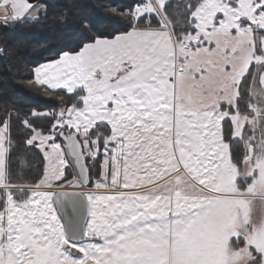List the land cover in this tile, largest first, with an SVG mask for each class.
I'll list each match as a JSON object with an SVG mask.
<instances>
[{"label":"snow or ice","instance_id":"6c2138e0","mask_svg":"<svg viewBox=\"0 0 264 264\" xmlns=\"http://www.w3.org/2000/svg\"><path fill=\"white\" fill-rule=\"evenodd\" d=\"M42 13L0 0L6 27ZM117 15L123 31L84 20L76 47L34 68L68 97L59 111L0 113V264H264V0ZM17 136L42 153L39 179L17 170Z\"/></svg>","mask_w":264,"mask_h":264},{"label":"trees","instance_id":"16d2710c","mask_svg":"<svg viewBox=\"0 0 264 264\" xmlns=\"http://www.w3.org/2000/svg\"><path fill=\"white\" fill-rule=\"evenodd\" d=\"M133 0H63L45 1L47 14L38 22L24 20L14 26H7L0 33V113L14 109L26 114L32 109L56 110L63 106V92H48L36 85L34 68L49 59L55 58L59 51L76 47L85 38L81 22L96 24L94 31L115 33L123 31L121 18L117 13L131 4ZM175 2V0H174ZM112 9L117 12L113 13ZM63 17V21H61ZM13 123H17L15 120ZM38 123L48 125L47 119ZM20 129H15L18 132ZM24 136H17L18 154L14 160L24 161L22 171L25 181L39 179L43 174V155L39 150L27 149ZM102 159V157L100 158ZM89 163V162H88ZM91 174V171H90ZM92 177V175H91Z\"/></svg>","mask_w":264,"mask_h":264},{"label":"rangeland","instance_id":"374dc122","mask_svg":"<svg viewBox=\"0 0 264 264\" xmlns=\"http://www.w3.org/2000/svg\"><path fill=\"white\" fill-rule=\"evenodd\" d=\"M45 1H61V2H62L63 0H41V2H44V3H45ZM30 2H31V1H30ZM42 15H43V13L40 15V18L42 17ZM31 21H33V20H31ZM5 28H6V26H4L2 23H0V33H1ZM88 162H89L90 165L92 164V161H88ZM98 170H99V166H98V164L95 165V166H93V167L91 168V175H92V177H91V183H90V186L88 187V191L94 189V182H95V180L97 179ZM71 171H72V170H71L70 168L66 170V175H67L68 180H71V179L73 178V175L70 174Z\"/></svg>","mask_w":264,"mask_h":264},{"label":"water","instance_id":"95a60500","mask_svg":"<svg viewBox=\"0 0 264 264\" xmlns=\"http://www.w3.org/2000/svg\"><path fill=\"white\" fill-rule=\"evenodd\" d=\"M31 2H33V0H30ZM89 176H90V181L89 183L87 184L86 187H84L83 189H75L76 191H88V187L90 186V183H91V174L89 173Z\"/></svg>","mask_w":264,"mask_h":264}]
</instances>
